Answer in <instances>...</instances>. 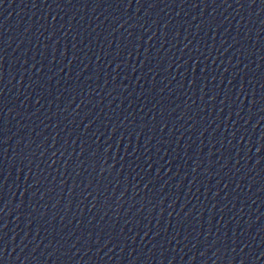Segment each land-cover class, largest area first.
Here are the masks:
<instances>
[{"label":"water","instance_id":"95a60500","mask_svg":"<svg viewBox=\"0 0 264 264\" xmlns=\"http://www.w3.org/2000/svg\"><path fill=\"white\" fill-rule=\"evenodd\" d=\"M0 237V264H264V0H2Z\"/></svg>","mask_w":264,"mask_h":264},{"label":"snow or ice","instance_id":"6c2138e0","mask_svg":"<svg viewBox=\"0 0 264 264\" xmlns=\"http://www.w3.org/2000/svg\"><path fill=\"white\" fill-rule=\"evenodd\" d=\"M0 2H2V0H0ZM257 151L259 152V151H260V149L258 148V149H257ZM0 239H2V237H0Z\"/></svg>","mask_w":264,"mask_h":264}]
</instances>
